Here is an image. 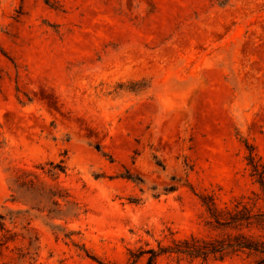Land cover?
Returning <instances> with one entry per match:
<instances>
[{
  "label": "rangeland",
  "instance_id": "1",
  "mask_svg": "<svg viewBox=\"0 0 264 264\" xmlns=\"http://www.w3.org/2000/svg\"><path fill=\"white\" fill-rule=\"evenodd\" d=\"M249 156L264 168V0H0V264L219 236L206 196L264 208Z\"/></svg>",
  "mask_w": 264,
  "mask_h": 264
},
{
  "label": "trees",
  "instance_id": "2",
  "mask_svg": "<svg viewBox=\"0 0 264 264\" xmlns=\"http://www.w3.org/2000/svg\"><path fill=\"white\" fill-rule=\"evenodd\" d=\"M248 161L264 196V168L254 164L251 156L248 157ZM48 165L50 169L45 173L49 177L56 179L58 174L64 173L63 166L52 163ZM30 183L32 184V181ZM202 201L211 219L209 223H212L215 229H220L221 235L214 238L190 237L175 241L169 247L160 248L159 253L148 250L131 254L132 264H135L144 253L149 254L146 264H156L159 254L173 255L177 261L200 260L202 264H206L209 260L221 262L231 257L253 258L254 261L247 264H264V208L253 211L246 205L237 203L233 209L227 207L220 209L210 196H206ZM1 220L0 216V230L3 229ZM253 231L263 235H256Z\"/></svg>",
  "mask_w": 264,
  "mask_h": 264
},
{
  "label": "bare ground",
  "instance_id": "3",
  "mask_svg": "<svg viewBox=\"0 0 264 264\" xmlns=\"http://www.w3.org/2000/svg\"><path fill=\"white\" fill-rule=\"evenodd\" d=\"M196 31H197V30H196ZM196 31H195V32H196ZM200 32H201V31H200ZM193 34H194V33H193ZM197 34H198V33H197ZM204 34H205V33H204ZM206 34H207V33H206ZM195 35H196V34H195ZM193 36H194V35H193ZM198 36H199V35H198ZM202 36H203V35H202ZM202 36H201V37H202ZM204 36H205V35H204ZM193 38H195V37H193ZM195 39H197V37H196ZM187 41H188V40H187ZM192 41H193V40H192ZM194 41H195V40H194ZM185 42H186V41H185ZM187 43H188V42H187ZM188 44H189V43H188Z\"/></svg>",
  "mask_w": 264,
  "mask_h": 264
}]
</instances>
